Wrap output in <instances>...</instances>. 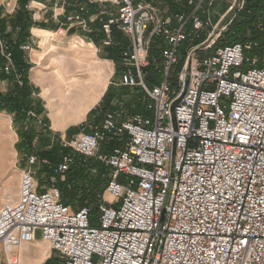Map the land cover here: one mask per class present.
Masks as SVG:
<instances>
[{
	"label": "built area",
	"instance_id": "2783aa9c",
	"mask_svg": "<svg viewBox=\"0 0 264 264\" xmlns=\"http://www.w3.org/2000/svg\"><path fill=\"white\" fill-rule=\"evenodd\" d=\"M68 1L53 0L52 6L63 14ZM84 1L65 22L90 31L86 5L116 7L104 11L103 44L110 43L112 28L128 37L119 85L138 88L147 113L130 114L115 102L90 131L60 138L63 148L106 167L95 224L89 207L73 209L60 200L56 181L64 178L70 154L51 166L43 190L36 164L47 161L25 156L16 198L6 194L0 206V264H19L18 248L35 242L37 230L62 264H264V65L248 55L256 42L214 47L245 0H231L224 14L230 17L218 30L209 13L215 0H178L190 11L172 15H163V0ZM38 4L31 0L28 7ZM154 38L162 45V75L149 86L143 69ZM198 38L172 85L180 45ZM199 50L207 53L196 56ZM4 57L8 71L10 54ZM186 74L173 121L170 106ZM114 140L117 146L99 153Z\"/></svg>",
	"mask_w": 264,
	"mask_h": 264
},
{
	"label": "trees",
	"instance_id": "16d2710c",
	"mask_svg": "<svg viewBox=\"0 0 264 264\" xmlns=\"http://www.w3.org/2000/svg\"><path fill=\"white\" fill-rule=\"evenodd\" d=\"M79 1L81 0H76V3L81 4ZM29 2L30 0H17V7L12 13H6L0 7V81L4 80L8 83L5 92L0 91V111L10 114L12 124L17 128L20 139L15 144V149L19 154L24 156L33 154V141L41 135L39 144H42L43 149H37L35 153L39 160H46L47 163H41V167L37 168L36 178L39 190L48 187L49 178L52 175L51 166L58 163L65 154L72 156L69 168L64 173V180L57 178L56 181V187L60 192V200L73 209L87 206L93 215L98 211V205L101 202L97 195L102 192L107 183V177L102 176L107 173L106 167L94 159H85L70 149L63 148L59 139H49L48 134L50 132L46 124L48 122L46 117L42 116L41 124L38 125L37 123V117H40L44 109L40 102H34L32 94L35 88L28 79L30 63L27 58V50L21 48L22 45L26 44L31 47L30 29L36 24L32 17V10L28 7ZM105 5L87 6V12H85L87 18L95 13L97 14L96 18L89 22L91 27L89 37L95 44L102 46L104 57L114 61L116 66L115 75H119L123 68L121 51L128 44L129 39L112 28L109 35L110 43L108 45L102 43L107 39L101 27L102 22L107 19V14L99 12ZM108 7L106 5L103 9H108ZM161 7L163 15L188 13L190 11V7L185 2L178 0H163ZM76 8L77 6L74 7V9ZM71 10L73 9L67 6L66 11ZM200 41L201 39L198 38L193 43L184 41V45H180L181 51L179 54L181 55L178 62L180 68L184 63L188 48ZM246 41L256 42L257 46L249 51L248 55L257 58V66L262 67L264 65V0H245L244 7L236 12L224 33L216 40L214 47ZM161 47L160 40L154 38L149 49V63L143 69L144 79L149 86L158 83L161 79ZM5 52L10 54L11 68L8 71L4 70L8 63L4 57ZM130 90L133 91V88L122 85L119 86V89L110 90L109 87L98 105L87 113V120L77 128L69 127L67 129V137H70L71 130H85L89 118H93L92 124L99 123L103 113L112 109L115 101H122L130 114H146L144 95L139 91L137 97L128 100L124 97V94H135L134 92L130 93ZM29 111L33 112L35 117L28 116ZM98 113L101 118L97 116ZM37 126L42 130L36 131ZM43 131H45V134H39ZM118 144V141H110L108 145H103L100 151L107 153ZM92 169H95V171L92 172ZM52 261L53 259L50 257L43 264H51ZM56 264L58 263L56 262Z\"/></svg>",
	"mask_w": 264,
	"mask_h": 264
},
{
	"label": "crops",
	"instance_id": "0c3cea01",
	"mask_svg": "<svg viewBox=\"0 0 264 264\" xmlns=\"http://www.w3.org/2000/svg\"><path fill=\"white\" fill-rule=\"evenodd\" d=\"M34 1L39 4L38 6L30 7L33 20L36 24L30 29L32 40L30 44L31 47L27 50V58L30 63L28 79L36 90L40 88L41 96L39 97H44L42 95L43 92L48 99V104L52 110L51 117L53 118L54 126H62L67 120V116L63 113L64 108H74V106L80 109V115L82 112H84V115L81 119L75 121L80 124L69 127L81 126L88 118L87 113L98 105L110 85H115V83L111 81L113 75L115 76V63L112 59L102 55V46L95 44L90 39L88 33L85 32L79 35V31L76 30L73 25L65 22V15L71 14L75 10L72 8L73 10L69 12L66 11L70 0L63 14L60 13V9L53 8V0ZM0 7H2L6 13H12L17 7V0H0ZM83 16L87 20L89 19L86 17L85 13ZM60 26L62 31L59 30ZM80 30L83 29L80 28ZM62 32L64 35L68 33L70 36L79 38L77 43H79L80 50L76 48V53H79L77 59L81 60H75L74 62V59H72L73 54L67 53L69 52L68 49L66 52L62 51L64 47H71L72 40L69 42L62 38H51L54 34ZM84 39H87L88 42H85ZM72 47H74V45H72ZM92 48L94 50H92ZM41 56L43 57L41 58ZM64 58H66L65 65H63ZM50 60L53 63L52 66ZM74 63L77 69H75ZM79 70L84 71V75H72L67 78L61 77V74H77ZM36 74H52L54 76L53 83L49 82L48 86L42 88V84L37 79ZM0 83L7 89L8 83L6 81L2 80ZM35 95L34 91L32 94L33 99ZM42 116L41 114L39 118L41 119ZM83 120L84 122H81ZM90 120L91 118H89V121ZM9 123H11V119ZM14 134L17 138L16 133ZM74 135L72 133L70 137ZM17 156L18 153L14 147L12 149L7 148L6 150L0 151V206L5 201L6 194H9V196L13 198L17 196L19 173L21 169L25 168L17 166ZM40 240L41 239L38 237L35 242Z\"/></svg>",
	"mask_w": 264,
	"mask_h": 264
},
{
	"label": "rangeland",
	"instance_id": "374dc122",
	"mask_svg": "<svg viewBox=\"0 0 264 264\" xmlns=\"http://www.w3.org/2000/svg\"><path fill=\"white\" fill-rule=\"evenodd\" d=\"M79 2H81V4H85L84 0H81ZM230 2H231V0H215L213 5L209 8V13H210V16H211L212 25L217 24L219 22L216 30H218L220 28V26L223 24V22H226V20L229 19L230 14H226V15H224V14H225ZM78 5L79 4L76 3V0H70L69 1V6L71 8H73V9H74L75 6H78ZM106 5H108V4H106ZM106 5L104 7H102V9L100 10L99 13H103L104 11H109L110 12L111 9L112 10L116 9L115 6L108 5L109 6L108 9L104 10L103 8H105ZM87 6H89V5H86V8H87ZM96 16H97L96 13L91 15L89 17V22L93 21L96 18ZM222 16H223V18H221ZM73 27H75V29L79 31L78 32L79 35H82L85 32L90 34V31L80 30L81 27L78 26L77 24H74ZM211 27H207L206 30L209 31ZM226 28L222 31L221 34L224 33ZM89 29H91V27ZM51 38H53V39L62 38V39L68 40L69 42L72 40L71 47H67V48L64 47L62 49V51L66 52V50L68 49L69 52H67V53L73 54L72 59H74V62H75V60H81V59H77L79 57V53L78 54L76 53L77 49L80 50L79 43H77V41H79V38H77L76 36H70L68 33H66L64 35L63 32L54 34L53 36H51ZM84 41L88 42L87 39H84ZM87 44H89V43H87ZM72 45H74L75 48L72 47ZM182 45H184V43H182ZM93 48H92V50H94ZM71 50H72V52H71ZM180 51H181V47L179 48V53H180ZM61 53H64V52H61ZM205 53H207V52L204 51V50H199V51L196 52V56H202ZM38 54H40V53H38ZM64 54H66V53H64ZM179 55H181V54H179ZM42 57L43 56H41V58ZM68 59H69V57H68ZM63 60H64L63 65H65L66 64V58H64ZM154 60H155V58H154ZM50 63H51V66H52L53 63H52L51 60H50ZM75 67H76V64H75ZM179 68H180V64L178 63L170 71L169 82L172 85L175 84L176 74H177ZM75 69H77V67ZM72 75L82 76V75H84V71L79 70V72H77V74H61V77L67 78V77L72 76ZM36 76H37V79L39 80V82H41L42 88L45 87V86H48L49 82L53 83V77L54 76L52 74H36ZM111 81L113 83H115V85H110V90H112L114 88H116V89L118 88L119 89V86H120V85H118V83H119V75H115V76L113 75V77L111 78ZM0 90H6V87L3 84H1V83H0ZM34 91H35V94H36L34 96V102H40L41 103V105L43 106V109H44V111L42 112V115H43V117H46L48 119V122L46 124H47L48 130L50 132L48 134L49 135V139H54V140H56V139L58 140L59 139V142H60V138L63 137V136H66L65 137L66 139L70 138V137H67V129H68V127L80 124V123H76L75 121L81 119L83 117V115H84V112H82V114L80 115L79 114L80 109L76 108L75 106H74V108H64V112L63 113H65V115L67 116V120L65 121L64 124H62V126H54L53 118L51 117L52 110H51V108H50V106L48 104L49 103L48 99L43 94V92H42V95L44 97H39V96H41L40 95V91H41L40 88L39 89L37 88V90L35 88ZM130 91H131L130 93L134 92L135 94L134 95H132V94H124V97L126 99H128V100H130L131 98L133 99V97H137V95H138L137 93H139V89H137V88H133V91L132 90H130ZM2 92H5V91H2ZM97 116L100 117V114L98 113ZM1 118L5 120V122H6V128L5 129H7L6 131L9 133V135H8L9 138H8V142H7V148L8 149L9 148L12 149L13 147L15 148V144L19 141L20 138L18 136V131H17L16 126H14L12 123H9V121H10V119H12V117H11L10 114L6 113L5 111H0V119ZM81 122H84V120L81 121ZM92 122H93V118H91L89 123L87 125H85V130L84 129L71 130L70 131L71 135H72V133L74 135V134H77L79 132H88L91 129ZM75 128H77V127H75ZM35 130L39 131V130H42V129L39 126H37L35 128ZM14 133H16L17 138L15 137ZM39 134H45V131H43L42 133H39ZM40 138H41V135L39 137H36V139H34V141H33V147H34L33 148V154L34 155H36L35 151L37 149H39V150L43 149L42 144H39L40 143V141H39ZM103 145H108V142L105 141L103 143ZM17 153H18L17 166L21 167V168L22 167H26L27 166V161L25 159V156L22 155V154H19L18 151H17ZM99 153L101 154L102 152L100 151ZM38 167H41V163L36 164V168H38ZM36 175H37V173H36ZM64 178L61 179V180H64ZM105 199H106V201H108V200L111 199V196L106 194L105 195ZM97 216H98V211L93 214V217H94V220L92 221L93 224L97 223ZM39 236H40L39 235V231L37 230L36 238H38ZM40 252H41V255L40 254L38 255V253H40ZM27 253H29L30 256L29 255L27 256ZM43 253H44V255H43ZM50 257L53 259L51 264H56V262L58 264H60V263L62 264V259L60 258L59 254L50 248L49 243L47 241H45V240H40V241H37V242L27 243V244L23 245V252L20 255L19 264H43Z\"/></svg>",
	"mask_w": 264,
	"mask_h": 264
},
{
	"label": "bare ground",
	"instance_id": "6f19581e",
	"mask_svg": "<svg viewBox=\"0 0 264 264\" xmlns=\"http://www.w3.org/2000/svg\"><path fill=\"white\" fill-rule=\"evenodd\" d=\"M5 128H6V122H5L4 119L1 118L0 119V151L7 149V142H8V138H9L8 137L9 133L6 131L7 129H5ZM18 252H19L20 255L22 254V252H23V246H21V247L18 248ZM39 254L41 255V252L38 253V255ZM28 255H29V253H27V256ZM43 255H44V253H43Z\"/></svg>",
	"mask_w": 264,
	"mask_h": 264
},
{
	"label": "water",
	"instance_id": "95a60500",
	"mask_svg": "<svg viewBox=\"0 0 264 264\" xmlns=\"http://www.w3.org/2000/svg\"><path fill=\"white\" fill-rule=\"evenodd\" d=\"M189 68V62L187 64V70ZM188 81H189V77H188V74H186L185 76V79H184V85H183V88L179 94V96L172 102L171 106H170V111H171V117H172V120L174 121V114H173V109H174V106L177 104V102L179 101V99L183 96L184 92H185V89H186V86L188 84ZM172 160H171V163L173 162V156H174V153H175V147H174V141H173V144H172Z\"/></svg>",
	"mask_w": 264,
	"mask_h": 264
}]
</instances>
